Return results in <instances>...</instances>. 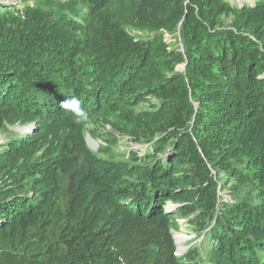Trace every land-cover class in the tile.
Segmentation results:
<instances>
[{
	"label": "trees",
	"instance_id": "16d2710c",
	"mask_svg": "<svg viewBox=\"0 0 264 264\" xmlns=\"http://www.w3.org/2000/svg\"><path fill=\"white\" fill-rule=\"evenodd\" d=\"M0 133V264H264V0L0 1Z\"/></svg>",
	"mask_w": 264,
	"mask_h": 264
},
{
	"label": "rangeland",
	"instance_id": "374dc122",
	"mask_svg": "<svg viewBox=\"0 0 264 264\" xmlns=\"http://www.w3.org/2000/svg\"><path fill=\"white\" fill-rule=\"evenodd\" d=\"M1 2H8V3H20V0H0ZM242 1H249L252 2V0H239V3L242 4ZM234 21V17L233 16H222L221 17V25L223 27H229L232 25V22ZM167 38H169L167 36ZM170 40H172V38H169ZM158 102L156 99H151L149 101V103H144L143 107L146 108H150V106L152 105H156ZM106 132L111 133V130L108 126L105 127ZM32 130L31 127H23V128H19V127H15V128H10V132L14 133V134H23V133H28ZM11 136L10 133H0V146L5 145V143L8 141L9 137ZM94 143V148L93 151L98 152L100 146H104L105 144L102 142L101 139L98 138H91L90 136H88ZM147 145L145 144H140V143H136L128 138H121L119 141V145L116 147H110L111 150H113L115 153H126V152H131L133 154H137L138 156L144 155L145 150L147 149ZM101 156H104V153L100 154ZM223 196H226L225 193L222 192ZM177 206H174L172 204H170L166 210H173L175 209ZM175 240H176V244H177V248H178V253L180 254L181 252H183V250H186V248H188V241L191 240L193 238V236L187 234L185 232V223L184 222H180L179 225V229L178 231L175 233L174 235ZM202 241V240H201Z\"/></svg>",
	"mask_w": 264,
	"mask_h": 264
},
{
	"label": "clouds",
	"instance_id": "9594fccd",
	"mask_svg": "<svg viewBox=\"0 0 264 264\" xmlns=\"http://www.w3.org/2000/svg\"><path fill=\"white\" fill-rule=\"evenodd\" d=\"M61 107L66 110H70L76 117L77 123H80L82 121H87L89 118V114L86 111V109L81 107V101L75 98L71 100H66L65 102L61 104Z\"/></svg>",
	"mask_w": 264,
	"mask_h": 264
},
{
	"label": "water",
	"instance_id": "95a60500",
	"mask_svg": "<svg viewBox=\"0 0 264 264\" xmlns=\"http://www.w3.org/2000/svg\"><path fill=\"white\" fill-rule=\"evenodd\" d=\"M86 143H87L88 147L93 150L94 143L89 137L86 138Z\"/></svg>",
	"mask_w": 264,
	"mask_h": 264
}]
</instances>
